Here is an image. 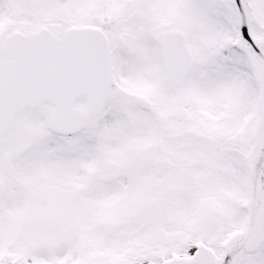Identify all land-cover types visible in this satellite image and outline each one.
<instances>
[{"label": "snow or ice", "instance_id": "6c2138e0", "mask_svg": "<svg viewBox=\"0 0 264 264\" xmlns=\"http://www.w3.org/2000/svg\"><path fill=\"white\" fill-rule=\"evenodd\" d=\"M0 264H264V0H0Z\"/></svg>", "mask_w": 264, "mask_h": 264}]
</instances>
